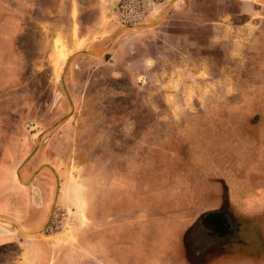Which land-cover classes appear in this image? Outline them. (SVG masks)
I'll return each instance as SVG.
<instances>
[{
	"label": "rangeland",
	"instance_id": "374dc122",
	"mask_svg": "<svg viewBox=\"0 0 264 264\" xmlns=\"http://www.w3.org/2000/svg\"><path fill=\"white\" fill-rule=\"evenodd\" d=\"M113 1L1 0L0 23L13 25L0 29V173L9 176L3 192L0 186V218L28 233L46 228L25 237L0 221L8 232L0 236V264H264V187L253 190L264 179L244 192L263 198V206L244 208L233 178L237 166L248 174L262 166L252 163L249 149L264 116L250 131L234 105H264V50L256 40L264 10L236 15L235 5L245 4L236 0H149L140 24L167 27L157 45L122 52L116 62L110 48L136 30L109 45L126 26L121 0L115 12ZM192 9H204L203 22ZM176 32L182 38L171 37ZM144 56L154 60L149 67L138 63ZM161 152L220 168L234 181L228 210L198 217L180 241L182 256L162 251L172 249L188 220L176 201L193 171L150 169ZM123 167L124 180L114 182L106 205L96 206ZM30 179L41 205L22 185ZM221 213L229 233L207 236ZM42 214L40 228L30 230L26 221Z\"/></svg>",
	"mask_w": 264,
	"mask_h": 264
},
{
	"label": "crops",
	"instance_id": "0c3cea01",
	"mask_svg": "<svg viewBox=\"0 0 264 264\" xmlns=\"http://www.w3.org/2000/svg\"><path fill=\"white\" fill-rule=\"evenodd\" d=\"M236 1H237V4L239 2V5H241L242 2H245L244 5L239 6V7L238 6L236 7V5H235V14L236 15H249L252 13L256 14L258 11L264 10V0H260L261 2L259 0H236ZM246 4H249L250 8L245 7ZM1 7H2V3L0 0V9L3 8V7L2 8ZM192 10H195V9H192ZM195 11L197 12V13H195V15L198 16L197 19L199 20V22H203L204 21L203 17H204V13H205L204 9H198ZM189 13H190V8L183 10V12H181L179 14V16H185ZM175 15H177V14L175 13ZM252 16H255V15L252 14ZM9 22L10 23L8 24V26L6 25V27H4V28L2 26V23H0V29L11 30L12 29L11 26L13 25L12 19ZM199 25H201V24H199ZM7 27H9V28H7ZM156 27L153 29L143 28V29L136 30L132 33H130V31H125L122 34V37L116 43H114L113 46L110 48V51L113 54L114 60L116 59V62H119V56L122 52H123V54L127 53L128 55L129 54H135V53H137L135 50H137L141 47L144 48L147 45L151 44V42H153V44L157 45L156 38L161 36L162 31L165 30L167 25L166 26L163 25L162 27H158V28H156ZM171 27L177 29L180 26L178 24H175V25L171 24ZM149 33L151 35H149ZM171 37L177 38V39L182 38L181 36L178 35L177 32L175 33V35L171 34ZM256 40H257L258 47H260V50L261 49L264 50V32L260 31L258 36L256 37ZM260 50H258V52ZM258 52L256 53V56H257ZM259 57L260 56H257V58L255 57V60H257ZM149 60L154 61V60L148 58L147 56H144L143 58L140 57V59L138 60V63L143 67H145V66L149 67L147 65V64H149ZM263 63H259V65L263 64ZM127 65H129V64H127ZM260 73H263V72L260 71ZM255 78H260V77H255ZM261 78H263V77H261ZM234 106H235L234 110L238 109L239 112H242V115L244 117L243 125L246 127V124L249 123L250 131H251L252 126H254L255 131H256L259 124H261L260 118H262L264 116V114H263L264 105L257 104V103L256 104L249 103L248 105L237 104ZM263 119H264V117H263ZM262 122H263V120H262ZM223 123L224 124L227 123V120L225 119L224 122L222 120H219L218 126H219V124L223 125ZM218 135H219L218 136L219 139L217 140V142H218V144H220L221 143L220 142L221 135H220V133ZM254 137H255L254 145L256 148H254V145L252 143H250L252 145L250 146V149L249 148L248 149L249 150L253 149L254 153H256L255 155H253L252 163H255L256 166H259V164L261 162L259 163L258 161L259 160L262 161V163H261L262 166L259 170L260 173H258V172L251 173V174L244 173L242 168H239V166H237V169H236V171H234V176H233L234 181H236V184L234 185L235 188L240 189V191L243 190V195H244V192L246 191L247 188L249 189V188L255 187L254 186V180H256V178L260 179L261 181H263V179H264V130L258 129L256 131ZM239 140L241 143H244V142H242V139L239 138ZM162 154H163L162 152L160 153V155H158L157 153H154L153 157H151V159H150V162H151L150 164L153 166V167H150V169H155V170L162 169L163 170V169H166L165 167L170 166L169 169H171V171H169V172H173V174H175V171L176 172L179 171V172H183L184 175H186V171H187V173H189L188 170L193 171V174L191 176L186 177V185H188V186H185L184 182H182V183L180 182V184H182L181 188L179 189L180 190V199L178 201H176V203H178L180 205L183 212L188 216V220H185L186 223L183 226V230L180 232L178 238L174 239L173 244L171 243L173 246L172 249L169 248L170 250L167 249L165 251H162L163 253L167 251V253H168L167 255L176 257L178 255H181V256L183 255V253L180 252L183 250L180 246V241H183L185 239L184 234H186L188 230H190V232L193 230V226H194L195 222H197L198 217H201L202 214H206V212L208 213L209 211H213V210H215L217 208H221V207H225L228 210L229 200L231 199L230 195H228L229 191H230L229 189L231 187V185L229 184V181H233V179H229V173L230 172L229 173L227 172L228 174L227 173L224 174V173H222V171H220V168L215 169L212 167V169L208 168L205 170L204 168L196 167L193 164V159L186 156V155L180 156L178 154L172 155V153H170L168 155L169 157H162L163 156ZM234 158L235 157H233V159ZM220 159H221V157H219V162H221ZM225 159H226V157H225ZM228 159H226V161ZM235 160L237 161L236 158L234 159V161ZM161 166H163V168ZM166 170H168V169H166ZM1 172L2 173H0V186L2 187V192H3V190L6 187V182L9 179V176H8L6 169L2 168ZM115 174H116V177L113 178ZM120 176L122 179L124 178V167L120 173L118 172V173L113 174L111 183L106 184V187H105L106 194H105L104 199H100L99 200L100 205H96V206L102 207L103 204H105V205L107 204L108 200H110V198L112 197L110 191L111 192L114 191L113 184H115L114 183L115 181H118V180L120 181V179H119ZM171 176H173V175L171 174ZM247 176H249V178H247ZM263 187H264V182L259 184L253 190L257 191ZM262 190L264 192V188L261 189L260 191H262ZM242 198L243 197L241 196V199ZM124 199L125 198L122 196V200H124ZM244 199L245 200H241V202L239 201V206H242L244 208H248V207L260 208L261 206H263V202H262L263 198H261L260 196L257 197L256 194L254 196L248 197V198H246V196L244 195ZM175 200H177V199H175ZM22 204H23V202H21V206H22ZM0 205H3V203H0ZM16 205H17V201H16ZM21 206H19V207H21ZM228 212L234 218V214L231 211H228ZM98 213H101V211ZM98 213H96V214L98 215ZM246 213L250 214L249 210L246 211ZM147 214L149 216H156V217L158 216V214L157 215L156 214H149V213H147ZM148 215H145V216H148ZM216 215H222V213L216 214ZM190 216H191V218H190ZM42 218L43 217L39 216V215H32V218L30 220L26 221V223L29 225V229L30 230H38L40 228L39 223L41 222ZM105 221L107 223H109L107 218H105ZM36 222L38 224H36ZM138 236L139 235H137V238H138ZM138 241H139V239H138ZM177 251H179V252H177ZM183 264H186V263H183ZM214 264H225V263L220 262V263H214Z\"/></svg>",
	"mask_w": 264,
	"mask_h": 264
},
{
	"label": "water",
	"instance_id": "95a60500",
	"mask_svg": "<svg viewBox=\"0 0 264 264\" xmlns=\"http://www.w3.org/2000/svg\"><path fill=\"white\" fill-rule=\"evenodd\" d=\"M143 1V8H144V10L145 11H150L151 10V6H152V4H151V2L149 1V0H142ZM118 2H119V0H114L113 2H112V6H113V10H114V12H115V8H116V6H117V4H118ZM172 2H174V0L172 1ZM153 26V24H146V25H144V24H140V25H134V26H121V29L118 31V33H116V35L112 38V40L110 41V43H109V45H111L114 41H115V39L120 35V33H122V31H124V30H132V31H134V30H139V29H143V28H149V27H152ZM74 56V54L73 55H71V57L69 58V60H71V58ZM64 72H65V70L63 71V74H64ZM61 84H62V86L65 88V86H64V82H63V77L61 78ZM60 97V95L59 94H57L56 95V98H55V101H57V99ZM60 121H62V120H60ZM59 121V122H60ZM16 176H17V179L19 180V172L18 171H16ZM20 182V181H19ZM21 183V182H20ZM31 184H32V180L30 179L29 181H27L26 183H22V185H25V186H31ZM31 197L32 198H34V196H33V194H32V191L35 189V190H37V192H38V195H39V199H40V205H41V196H40V191H39V189L37 188V187H35V186H31ZM57 191H58V188H57ZM38 204V203H37ZM39 205V204H38ZM39 205V206H40ZM0 221H3V222H5V223H9L10 225H12L21 235H23V236H25V237H35V236H37V235H40L41 233H43L44 232V229L46 228V227H44V228H42V229H40V230H38V231H36V232H31V233H28V232H25V231H22L17 225H15L13 222H11V221H8V220H6V219H2V218H0ZM49 222V221H48ZM6 234H8V232L6 233ZM5 234V235H6Z\"/></svg>",
	"mask_w": 264,
	"mask_h": 264
},
{
	"label": "built area",
	"instance_id": "2783aa9c",
	"mask_svg": "<svg viewBox=\"0 0 264 264\" xmlns=\"http://www.w3.org/2000/svg\"><path fill=\"white\" fill-rule=\"evenodd\" d=\"M118 16L123 25L134 26L142 22L145 16L142 0H121L118 6Z\"/></svg>",
	"mask_w": 264,
	"mask_h": 264
},
{
	"label": "flooded vegetation",
	"instance_id": "af4514ba",
	"mask_svg": "<svg viewBox=\"0 0 264 264\" xmlns=\"http://www.w3.org/2000/svg\"><path fill=\"white\" fill-rule=\"evenodd\" d=\"M9 154L11 155V153H9ZM44 192L45 191H43V195L46 194V192L45 193ZM55 193H56V190L54 189L53 192H52V198L55 195ZM39 214H41V213H39ZM47 215H48V213H47ZM42 217H44L43 214H42ZM213 218L215 219L214 223H213L212 226L207 225V229L204 230L205 234L207 236H210V235L214 234V231H216L218 234L219 233H223V232L228 234L229 233V227H228V225L226 223L223 222L222 215H213ZM224 263L225 264H229L228 262H224Z\"/></svg>",
	"mask_w": 264,
	"mask_h": 264
},
{
	"label": "bare ground",
	"instance_id": "6f19581e",
	"mask_svg": "<svg viewBox=\"0 0 264 264\" xmlns=\"http://www.w3.org/2000/svg\"><path fill=\"white\" fill-rule=\"evenodd\" d=\"M76 46H77V45H75V47H76ZM60 57L63 58L64 55L61 53ZM32 194H33V196H34L35 199H38L39 204H40V199H39V195H38L37 190L34 189V190L32 191ZM1 230H2V231H1ZM5 234H6V231H5L2 227H0V236H1V235H5Z\"/></svg>",
	"mask_w": 264,
	"mask_h": 264
}]
</instances>
